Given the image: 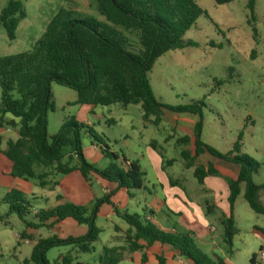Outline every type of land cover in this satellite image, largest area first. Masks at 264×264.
Wrapping results in <instances>:
<instances>
[{
  "label": "rangeland",
  "instance_id": "obj_1",
  "mask_svg": "<svg viewBox=\"0 0 264 264\" xmlns=\"http://www.w3.org/2000/svg\"><path fill=\"white\" fill-rule=\"evenodd\" d=\"M26 16L21 19L15 31V38L6 37L0 23V56L31 50L35 40L41 35L52 16L61 9L76 10L83 15H92L98 20L104 18L96 11L89 0H19ZM204 10L194 25L184 34L185 41L191 40L196 46L186 45L170 50L157 58L148 72V80L155 98L168 105L203 102L202 132L203 142L221 153L236 154L233 145L240 143L239 153L252 157L257 163V170L252 175L255 184H264V0H256L254 13L255 26L259 35L256 41L247 23L249 10L247 0H232L217 4L214 0H195ZM8 0H0V10ZM220 45V46H219ZM129 50L138 52L140 45L136 35L129 36ZM53 110L46 113V140L52 142L62 122L73 117L79 122L90 125L99 138L111 151L115 152L117 163L123 157L137 163L144 173L142 188L134 194L122 198L115 194L109 184L97 182L90 176L88 186L79 174H62L53 168L37 167V172L49 171L46 185L39 186L37 179H31L32 192L24 193L30 204V213L26 220H32V214L40 208L52 207L64 201L83 203L88 212L99 208L94 223L99 228L98 239L92 243V251L83 252L76 244L63 243L48 249L45 256L51 263L62 261L66 257L70 264H97L103 247L127 245L126 222L114 213L126 212L137 215L141 220L149 215L161 218L164 227H174L177 231L193 233L195 245L211 258L219 257L226 264H249L252 254H256L258 264L260 250L264 251V234L255 227L264 228V213L252 211L243 197V185L234 202V218L237 233L232 239L231 252L223 241L222 227L217 211L206 213L205 200H222V189L209 187V183L199 184L193 176V168L185 166L181 151L190 144L179 141L184 136L192 137L194 124L198 115L175 113L163 109L158 119L155 114L144 118L140 103L107 106H86L75 103L76 92L72 88L50 83ZM14 97H18L13 92ZM10 118L9 115L6 116ZM113 120L114 122H111ZM18 122V119H15ZM17 128L4 126L0 128V148L5 147L8 139H15ZM241 134V140L238 136ZM83 155L89 156L94 140L87 133L81 134ZM187 145V146H186ZM99 152V151H98ZM70 148L64 146L62 162H67ZM99 155V154H98ZM215 159V158H212ZM97 168H103L111 161L102 156L87 159ZM171 161V162H169ZM217 161V160H215ZM74 156L71 165H76ZM219 165L239 168L238 165L218 159ZM6 162L0 158V198L14 185V179L3 175ZM209 179V178H208ZM175 182L170 184V181ZM211 182L226 184V176L210 178ZM57 183V184H54ZM26 186V184H25ZM225 187V192L228 191ZM104 190L112 191L117 202H124L122 207H115V200L100 202L106 198ZM59 197V199L57 198ZM109 200V197H107ZM259 201L264 204V186L258 192ZM58 199V200H57ZM224 199V198H223ZM224 202V201H223ZM119 204V203H118ZM196 205L201 210L205 229L198 220V213L193 212ZM225 204V203H224ZM120 205V204H119ZM7 205L0 204V264H22L29 257L32 246L39 239L56 236L82 237L88 227L79 225L72 219L54 225L39 228H27L23 220L7 212ZM226 212L228 206L226 204ZM192 217V224L186 227L181 213ZM109 214V215H108ZM209 225V226H210ZM167 231L165 229H162ZM25 232L26 237H22ZM171 232V231H167ZM205 239V240H204ZM207 239V240H206ZM169 248L161 249L163 253ZM142 251L126 253V257L117 264H140ZM185 260L176 255L166 264H184ZM149 264H156L151 261Z\"/></svg>",
  "mask_w": 264,
  "mask_h": 264
},
{
  "label": "trees",
  "instance_id": "obj_2",
  "mask_svg": "<svg viewBox=\"0 0 264 264\" xmlns=\"http://www.w3.org/2000/svg\"><path fill=\"white\" fill-rule=\"evenodd\" d=\"M89 1L104 21L76 10L61 9L46 24L31 50L0 56V128L18 126L16 138L8 139L5 147L0 148V157L9 164L6 174L26 181L37 179L38 185L42 187L48 182L45 178L50 172H37V167H51L65 175L79 174L85 186H88L91 175L115 182L126 191L128 197L142 188L144 173L140 166L124 157L122 162L117 163L116 153L102 142L94 128L88 124L68 117L52 136L51 144H48L46 113L49 109L53 110L51 82L75 90V103L81 105L140 103L144 118L155 114L159 119L163 109L198 115L192 138L184 136L179 139L192 145V148H184L181 156L185 160V166L193 168V176L197 182L203 184L205 177L221 175L211 163L206 166L195 163V159L204 152L239 166L235 179L226 177L228 211L218 215L223 241L231 252L232 239L237 233L233 207L242 185L243 197L249 208L255 213H264V204L258 198V192L264 184L252 181L258 163L249 155L239 153L238 141L233 145L236 154L221 153L203 142V102L163 104L155 98L148 80V72L155 60L164 53L186 45L196 46L191 40L185 41L183 36L205 13L204 10L195 0ZM231 1L214 0L217 4ZM255 1L247 0L246 7L250 14L247 23L253 39L257 41L259 35L255 26ZM25 16L24 6L19 0H8L0 10V23L9 40L15 38L18 23ZM133 34L138 37V52H132L128 48L129 36ZM14 91L18 97H14ZM84 132L93 138V144L97 146L99 153L111 160L107 166L97 168L83 155L80 138ZM238 140H241V134ZM64 146H68L71 151L67 162H62ZM72 156L76 158V165L70 164ZM174 183L170 181V184ZM104 201L110 202L107 197L100 200L101 203ZM0 204H6L7 212L16 214L27 228H39L47 224L51 226L65 219H72L77 224L88 227L87 234L82 237L67 236L60 239L53 235L47 239H39L22 264H70L66 257L61 262L50 263L45 254L50 247L63 243L76 244L81 251L90 252L92 243L98 239L100 230L94 223L98 206L88 212V207L83 203L64 201L52 207L40 208L32 214V220H26L31 204L27 196L15 187H10L3 194ZM204 205L206 213L217 211L216 205L209 199L205 200ZM115 214L128 225L124 236L127 245L103 247L97 264H117L125 258L133 259L132 256L126 257V253L137 251H142L140 264H149L151 261L166 264L167 259L173 258V255L152 251L156 245H167L176 250L185 260L184 264H226L223 259L211 258L200 250L190 231L167 232L146 217L141 220L137 215L126 212L120 214L117 210ZM2 217L0 215V220ZM255 228L264 234V228ZM25 235L23 232L22 237H26ZM249 264H258L255 253L249 259Z\"/></svg>",
  "mask_w": 264,
  "mask_h": 264
},
{
  "label": "crops",
  "instance_id": "obj_3",
  "mask_svg": "<svg viewBox=\"0 0 264 264\" xmlns=\"http://www.w3.org/2000/svg\"><path fill=\"white\" fill-rule=\"evenodd\" d=\"M192 138V137H191ZM190 148H192V145H191V147ZM92 151H90V153H89V156H86V158L88 159H90V157H97L98 158V156L100 155V153L98 152V148H97V146L96 145H94V144H92ZM99 154V155H98ZM1 159H3L2 157H0ZM212 158H214V157H211L209 154H207L206 152H204V153H202V154H200L196 159H195V163L196 164H198V165H203V166H206L208 163H211V164H213V166H214V168L216 169V170H218V172L220 173V174H222V175H224V176H226V177H229V178H232V179H235L236 178V176H237V173H238V170H239V168H235V167H230V166H228V165H219L218 163H217V161H218V158H215V159H212ZM4 160V159H3ZM215 160H217V161H215ZM5 161V160H4ZM6 162V171L4 172V170L5 169H2V173H3V175H6V176H8L6 173H7V171L9 170V164L7 163V161H5ZM92 176H94L95 178H96V180H97V182H99V183H105L106 185L107 184H109V185H111L112 186V188H113V191L115 192V194H117V195H119V196H121L122 198H125V197H128V195H127V193H126V191L124 190V189H122V188H119L118 186H117V184L115 183V182H109V181H106V180H103V179H101L100 177H98V176H96V175H92ZM10 177V176H9ZM211 177H215V176H207V177H205L204 178V183L206 182H208L209 183V187H211V188H216L217 186L220 188V189H222V191H224V193L222 192V200H215V202L214 201H212L216 206L218 205V206H220L221 207V209H222V211H223V213H227L226 212V209H225V207H226V197H227V195H228V191H226L225 192V187H226V184H224V183H217V182H211L210 181V178ZM12 178V177H11ZM209 178V179H208ZM14 179V185L12 186V187H15V188H17V189H19V190H21L23 193H26L27 191L26 190H28L29 188V192H27V193H30L31 195L33 194V192H32V186H33V184L31 183V181H26V180H23V179H19V178H13ZM25 184H26V186H25ZM25 188H26V190H25ZM226 189H227V187H226ZM114 192H112V191H108V190H104V194L107 196V197H109V201L110 200H115V197H114V195L115 194H113ZM224 198V199H223ZM58 200V199H57ZM116 201V200H115ZM224 201V202H223ZM116 205L115 204H113V206H112V209L115 207V209L117 208V207H122V205L125 203V201L124 202H117L116 201ZM120 205H119V204ZM225 203V204H224ZM193 206V212L194 213H198V220L200 221V223H201V225L203 224V226H205L204 228L206 229L207 227L209 228L208 230L209 231H211V230H213L214 228H213V226L212 225H208L207 226V224H206V222H205V220L202 218V215H201V210L202 209H199V207H197L196 205H192ZM117 210V209H116ZM114 213H115V211H114ZM149 213V215L148 216H146V218L147 219H149L150 221H152V222H154L157 226H159V228H161V229H165V230H167V231H171V232H175V231H177L173 226L172 227H164V226H162V224H161V222L162 221H164V220H162L161 218H155V216L152 214V212L150 213V212H148ZM177 213H181L182 215H178V216H181V218L183 219V221H184V223H185V225H186V227H190L191 226V224L193 223L192 222V217L190 216V215H188L187 213H186V215L183 213V212H181V211H179V212H177ZM109 215V214H108ZM67 219H65V220H63L62 222H65ZM189 231V230H188ZM205 240V239H204ZM207 240V239H206ZM166 249V248H169L168 249V252H166V253H163L162 251H160L161 249ZM152 251H157V252H162L164 255H168V254H172L173 255V258L176 256V255H178V252L176 251V250H174L173 248H171L170 246H167V245H164V246H160V245H156L153 249H152ZM168 259H172V258H168ZM167 259V260H168ZM167 262V261H166Z\"/></svg>",
  "mask_w": 264,
  "mask_h": 264
},
{
  "label": "built area",
  "instance_id": "obj_4",
  "mask_svg": "<svg viewBox=\"0 0 264 264\" xmlns=\"http://www.w3.org/2000/svg\"><path fill=\"white\" fill-rule=\"evenodd\" d=\"M259 257H260V259H264V251L263 250H260Z\"/></svg>",
  "mask_w": 264,
  "mask_h": 264
}]
</instances>
